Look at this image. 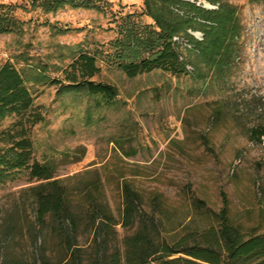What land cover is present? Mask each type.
I'll use <instances>...</instances> for the list:
<instances>
[{"label":"rangeland","instance_id":"374dc122","mask_svg":"<svg viewBox=\"0 0 264 264\" xmlns=\"http://www.w3.org/2000/svg\"><path fill=\"white\" fill-rule=\"evenodd\" d=\"M33 1L0 0L21 23L16 32L0 35V68L14 65L42 108L45 120L33 132L35 158L53 167L55 180L77 191L82 185L74 179L98 171L116 211L117 181L124 177L145 201L161 202L166 212L156 217L168 242L212 224L202 219L189 225L192 203L200 200L219 212L222 193L234 224L264 232V142L254 144L247 134L264 125V0H223L238 34L218 33L225 47L216 60L201 55L192 58L195 71L188 66L187 75L155 71L134 79L114 64L113 43L121 23L153 26L144 0H89L97 9L56 13L34 8ZM188 33L203 40L200 32ZM81 54L94 56L101 69L91 81L116 88L112 106L96 108L85 90L56 84ZM43 183L23 178L0 185V210L26 200L27 190Z\"/></svg>","mask_w":264,"mask_h":264},{"label":"trees","instance_id":"16d2710c","mask_svg":"<svg viewBox=\"0 0 264 264\" xmlns=\"http://www.w3.org/2000/svg\"><path fill=\"white\" fill-rule=\"evenodd\" d=\"M202 1L218 9L207 10L190 0H144V14L154 24H119L114 64L134 79L155 71L187 75L188 66L195 71L192 58L201 55L216 60L225 47V38L218 33L237 35L238 27L223 0ZM32 6L46 13L97 9L89 0H34ZM13 11L0 6V35L20 28ZM189 31L202 33L203 40ZM174 38L184 40L191 49ZM100 72L94 56L81 54L63 72V80L55 82L68 91L85 90L96 108L110 107L117 90L91 81ZM7 120L11 123L3 127ZM44 120L22 74L11 63L4 64L0 68V185L23 178L44 183L27 190L26 200L0 210V264H264V232L234 224L223 193L219 212L203 201L192 203L189 225L202 219H213L212 224L168 242L161 236L165 225L156 217L165 215L161 202L155 197L145 201L124 177L117 181L116 211L107 194V179L98 171L74 179L82 185L77 191L55 180L53 167L35 158L33 132ZM247 134L254 144H262L264 125L249 127Z\"/></svg>","mask_w":264,"mask_h":264}]
</instances>
